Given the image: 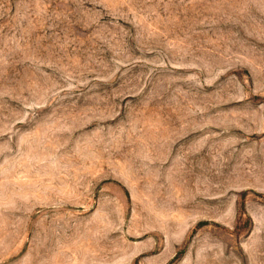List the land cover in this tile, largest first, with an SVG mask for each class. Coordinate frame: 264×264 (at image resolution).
I'll use <instances>...</instances> for the list:
<instances>
[{
	"label": "rangeland",
	"instance_id": "obj_1",
	"mask_svg": "<svg viewBox=\"0 0 264 264\" xmlns=\"http://www.w3.org/2000/svg\"><path fill=\"white\" fill-rule=\"evenodd\" d=\"M0 264H264V0H0Z\"/></svg>",
	"mask_w": 264,
	"mask_h": 264
}]
</instances>
